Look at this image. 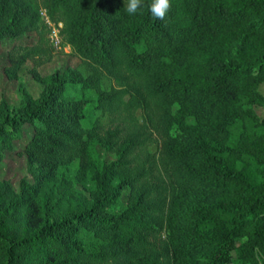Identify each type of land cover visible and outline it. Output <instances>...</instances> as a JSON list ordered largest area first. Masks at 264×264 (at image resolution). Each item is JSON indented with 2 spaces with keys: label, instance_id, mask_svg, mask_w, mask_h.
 Returning <instances> with one entry per match:
<instances>
[{
  "label": "trees",
  "instance_id": "obj_1",
  "mask_svg": "<svg viewBox=\"0 0 264 264\" xmlns=\"http://www.w3.org/2000/svg\"><path fill=\"white\" fill-rule=\"evenodd\" d=\"M150 4L143 0L129 15L124 0H42L90 71L38 76L46 88L36 101L25 100L17 114L0 113V159L29 122L36 127L30 162L43 170L20 194L0 183V264H231L236 242L248 249L253 241L255 251L264 241V199L210 206L233 184L257 190L228 155L236 150L229 140L243 91L264 80V62L212 54L204 74H182L172 64L203 53L228 29L264 32V0H171L163 20ZM26 31H37L39 44L16 47L13 65L21 51L42 62L53 50L37 0H0V39ZM70 85L97 91L101 114L92 125H83L89 100L69 96ZM249 92L252 102L264 103ZM92 140L117 159L100 165ZM155 142L159 153L150 150ZM74 163L96 184L90 200L44 197L58 169ZM126 188L128 207L110 212ZM168 229L174 237L164 236Z\"/></svg>",
  "mask_w": 264,
  "mask_h": 264
},
{
  "label": "rangeland",
  "instance_id": "obj_2",
  "mask_svg": "<svg viewBox=\"0 0 264 264\" xmlns=\"http://www.w3.org/2000/svg\"><path fill=\"white\" fill-rule=\"evenodd\" d=\"M37 1L40 4L41 19L45 24L48 43L53 53L42 62H38L39 58L24 57V52L21 51L18 54L19 61L13 65L11 54L15 48L36 46L39 44L40 34L37 31H26L18 36L0 39V113H4V110L9 108L12 113L17 114L22 110L25 100L36 101L46 88L45 83L38 76L46 78L56 71L62 73L80 71L86 75L90 71L88 61L82 58L64 38L63 21L51 18L48 10L43 7L42 0ZM206 46L207 49L203 53L196 52V55L191 56L186 62L173 61V66L182 74L187 72L204 74L207 72L206 62L212 54H217L228 62H264V32L261 29L231 28L223 35L217 34L212 40L209 39ZM251 90H256L264 96V80L259 83L251 81L243 91L242 108L231 126L229 140L236 150L229 153L228 159L238 171L254 182L257 190L247 188L241 183L233 184L218 196L217 200L213 198L210 206L217 204L218 201L240 204L246 201L260 202L264 199V103L252 102L248 96ZM67 94L83 96L89 100L85 106L86 118L83 120V125H92L101 114L97 109V91L83 90L80 86L70 85ZM178 109L179 106H176L175 111ZM184 114L186 115V112ZM138 115L142 116L141 110L138 111ZM172 132L174 135L177 134L178 125H175ZM19 133L11 140L10 147L4 151L0 159V183H9L13 192L17 194L22 192L24 183L34 185L43 174L40 166L31 164L27 151V145L36 134L35 125L24 123ZM89 147L91 155L100 165L117 159L116 153L108 151L97 140H92ZM150 150L159 153L161 144L153 143ZM95 189L96 184L92 177L82 175L78 171V163H74L58 169L55 178L46 184L44 197L52 195L53 200L56 201L60 196L63 197L64 202H67L69 195L72 198L71 203H76L82 196L89 201ZM64 192L66 194H63ZM129 203L130 188H126L121 198L112 204L109 210L115 213L123 212ZM188 207L189 203L182 205V217L189 214ZM173 234V231L168 229L164 236L174 237ZM242 243L243 240L238 241L231 247V264H264V241L261 240L256 245L255 251L250 250L253 241L247 243L248 249H245Z\"/></svg>",
  "mask_w": 264,
  "mask_h": 264
},
{
  "label": "clouds",
  "instance_id": "obj_3",
  "mask_svg": "<svg viewBox=\"0 0 264 264\" xmlns=\"http://www.w3.org/2000/svg\"><path fill=\"white\" fill-rule=\"evenodd\" d=\"M142 2L143 0H124V9L129 15H134ZM149 8L154 18L163 20L171 8V0H151Z\"/></svg>",
  "mask_w": 264,
  "mask_h": 264
},
{
  "label": "built area",
  "instance_id": "obj_4",
  "mask_svg": "<svg viewBox=\"0 0 264 264\" xmlns=\"http://www.w3.org/2000/svg\"><path fill=\"white\" fill-rule=\"evenodd\" d=\"M59 40H57V42H58Z\"/></svg>",
  "mask_w": 264,
  "mask_h": 264
}]
</instances>
